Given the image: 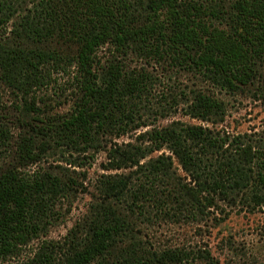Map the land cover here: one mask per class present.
Segmentation results:
<instances>
[{"label":"trees","instance_id":"16d2710c","mask_svg":"<svg viewBox=\"0 0 264 264\" xmlns=\"http://www.w3.org/2000/svg\"><path fill=\"white\" fill-rule=\"evenodd\" d=\"M0 30V104L4 88L25 98L53 72L76 69L79 89L71 113L34 120L41 125L22 136L19 161L37 163L61 152L81 168L105 151L106 170H130L102 175L99 200L65 241H45L33 259L17 264L211 262L209 252L148 248L140 225L199 221L217 197L235 201L249 194L264 204V148L244 136L174 121L142 132L136 143L116 142L153 126L151 117L167 111L152 105L159 78L130 69V57L193 73L230 94L262 81L264 0H0ZM106 45L113 53L99 65L97 53ZM167 95L170 109L183 105L192 119L216 125L227 115L226 102L202 90ZM9 141L10 131L0 125V148ZM162 150L170 154L152 157ZM78 187L65 172H2L0 260L47 235L62 217L58 208L71 203Z\"/></svg>","mask_w":264,"mask_h":264},{"label":"rangeland","instance_id":"374dc122","mask_svg":"<svg viewBox=\"0 0 264 264\" xmlns=\"http://www.w3.org/2000/svg\"><path fill=\"white\" fill-rule=\"evenodd\" d=\"M11 24L9 25V27ZM2 30H0V37ZM113 47L103 46L98 51L99 65L111 58ZM128 66L133 70H146L158 77L152 105L166 111V116L151 117L153 126L139 130L116 139L119 144L137 141V136L154 126L165 127L174 121L191 125H202L230 138L244 136L257 148H264V79L254 85L252 90L239 94H230L215 88L211 82L186 71L169 68L135 57H130ZM76 69L72 73H52L51 79L40 90L30 96L22 95L10 88H4L0 104V125L10 131L9 143L0 148V174L9 168H18L23 173L50 171L65 172L79 182L78 191L71 203H64L59 211L62 217L50 227L47 235L34 239L20 252L0 264H17L33 259L45 241L64 242L72 228L90 214L92 204L100 197L99 180L104 174H128L130 170H106L107 153L101 151L95 158L88 160L84 167H73L61 152L47 154L37 163L19 161L18 145L30 126L41 125L36 118L45 120L49 117L64 116L72 112L79 94ZM192 90H202L207 94L222 99L227 104V115L222 123L212 125L198 119H192L181 111L182 106L174 109L168 107L171 99L167 94ZM167 95V96H166ZM167 98V101L164 99ZM33 103L35 107L31 106ZM156 114V113H154ZM259 142V143H257ZM169 155L168 150L156 152L152 157L161 154ZM76 157V153H74ZM70 159V158H69ZM175 166L180 176L191 184L190 177L178 165ZM249 194L240 195L235 201L217 197L214 205L206 211L199 221L189 220H153L145 223L141 237L145 246L152 250L180 249L193 254L209 252L213 261L197 260L194 264H264V204L251 201ZM102 264V263H101Z\"/></svg>","mask_w":264,"mask_h":264}]
</instances>
